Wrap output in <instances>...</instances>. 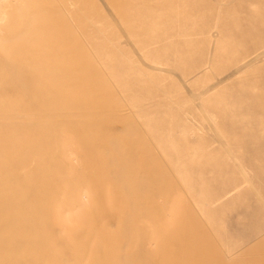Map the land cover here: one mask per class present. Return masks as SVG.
<instances>
[{"label":"rangeland","instance_id":"obj_1","mask_svg":"<svg viewBox=\"0 0 264 264\" xmlns=\"http://www.w3.org/2000/svg\"><path fill=\"white\" fill-rule=\"evenodd\" d=\"M2 5L0 264H120L115 246L103 245L113 229L95 219L98 187L140 174L151 159L158 164L151 175L173 179L178 201L200 221L223 264H264V54L239 58L264 32V0ZM59 16L108 81V91H92L93 106L8 78L51 43ZM129 124L151 155L136 154L133 170L111 172L101 156L114 131L97 137L87 125ZM118 144L124 159L125 140ZM163 199L150 195L146 204H160L167 212L156 216L170 228L184 224L180 204L172 211ZM161 247L160 240L145 242L135 263L168 264L156 254Z\"/></svg>","mask_w":264,"mask_h":264},{"label":"bare ground","instance_id":"obj_2","mask_svg":"<svg viewBox=\"0 0 264 264\" xmlns=\"http://www.w3.org/2000/svg\"><path fill=\"white\" fill-rule=\"evenodd\" d=\"M8 1L0 0V3ZM62 18L60 16L54 18L53 26L59 24L60 29L52 27L53 39L49 45L41 44L37 48L39 53L35 62L27 68L22 67L20 72L13 74L14 77L8 73V78L15 83L33 82L45 92L55 90L68 98L79 100L80 106L83 107L93 106L96 94L94 95L92 91L100 90V88L108 91V81L94 70L93 63L79 40V34L77 35L71 26L62 22ZM263 42L264 32L259 34V39L250 49L243 50L239 54V58L244 59L254 52L258 56L264 54V49L258 51V46H261ZM88 69L94 70L89 77L85 75ZM114 126L105 128L104 126L87 125L97 137H104L108 131H114L112 141L102 152L101 160L107 161L104 165L108 163L107 168L111 172L121 174L131 168L137 155L143 152L151 155V151L140 138L133 136L135 129L131 124L121 130L116 125ZM122 138L127 145L126 148L123 147L126 149L124 159L119 158L121 150L118 140L121 142ZM121 146H123L122 143ZM154 162H156L154 159L146 160L143 172L140 174L133 172L127 180L107 178L100 182L95 219L102 229H113V232L104 235L103 245L115 246L120 264H137L134 256L141 253L145 242L155 240H160L162 244V250L157 251L156 254L166 256L169 259L168 264H207L209 262L223 264V259L216 250L207 244L208 236L200 221L194 217L192 220L194 213L185 206V203L178 201L181 199L177 197L178 189L173 179H158L151 175V172L158 167L157 162ZM159 169H162V166ZM74 174L73 172L72 177ZM72 182H76L75 177L72 178ZM161 194L165 198L163 199L165 204L171 202L172 211L175 209V203L180 204L176 207L179 210L177 219L182 220L184 224L170 228L167 226L168 222L156 216L157 212L164 214L167 211L160 204L155 205L153 202L146 204L150 195ZM148 225L155 228L150 235L144 233ZM129 246H132V249L127 251L125 248Z\"/></svg>","mask_w":264,"mask_h":264}]
</instances>
